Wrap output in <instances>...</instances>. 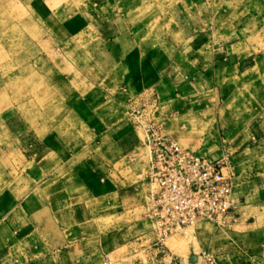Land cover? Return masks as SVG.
<instances>
[{
    "label": "crops",
    "instance_id": "1",
    "mask_svg": "<svg viewBox=\"0 0 264 264\" xmlns=\"http://www.w3.org/2000/svg\"><path fill=\"white\" fill-rule=\"evenodd\" d=\"M21 1L55 34L57 79L69 90L51 127L56 146L23 140L22 169L0 188V264H101L105 252L135 264L141 254L159 257L137 126L148 109L177 139V122L195 116V129L216 135L202 147L177 143L227 155L230 226L245 230L205 264H264V79L256 58L225 38L243 25L217 28L214 38L208 0Z\"/></svg>",
    "mask_w": 264,
    "mask_h": 264
},
{
    "label": "rangeland",
    "instance_id": "2",
    "mask_svg": "<svg viewBox=\"0 0 264 264\" xmlns=\"http://www.w3.org/2000/svg\"><path fill=\"white\" fill-rule=\"evenodd\" d=\"M205 11L210 16L216 15L209 23L215 29L214 38L220 33L219 29L229 25L231 30H228L236 33L233 27L243 25L241 35L228 34L225 38L240 42L245 48L243 52L256 58L258 73L260 71L264 79V0H208ZM55 43V34L35 15L31 17L25 2L0 0V188L9 184L10 172L14 176L22 169L23 140L29 138L39 143L42 138H49L55 146L57 144V131L51 127L59 118L61 97L69 89L57 79ZM146 112L145 120L157 119L153 110ZM194 117L176 121L182 130L178 131V139H174L183 146L200 142L198 146L202 147L207 135L216 134L195 129L199 119ZM15 125L22 129L12 130ZM211 149L215 156L216 149ZM198 154L209 155L204 151H198ZM226 156L212 158L223 159ZM244 214L243 218L247 220L249 212L246 210ZM232 223L230 214L227 224L222 226L209 220H199L183 228L165 240L163 248L168 255L161 259V264L169 263V255L177 256L182 264H205V257L194 262L190 258L203 254L208 256V253L214 255L217 245L230 251L245 230L238 224L230 226ZM110 254L117 264H135L133 260L126 263L119 252L116 257L115 253ZM139 257L141 261L145 260L143 254Z\"/></svg>",
    "mask_w": 264,
    "mask_h": 264
},
{
    "label": "built area",
    "instance_id": "3",
    "mask_svg": "<svg viewBox=\"0 0 264 264\" xmlns=\"http://www.w3.org/2000/svg\"><path fill=\"white\" fill-rule=\"evenodd\" d=\"M145 118H141L144 123L137 120V126L142 130L141 144L149 154L146 217L157 235L159 257L139 264H161V259L168 255L163 248L165 240L199 220L220 226L227 224L236 203L232 196V175L225 170L227 157L215 159L183 147L164 133L157 122ZM168 257V264H182L177 256ZM205 259L211 261L208 256ZM100 261L114 263L108 252L102 254Z\"/></svg>",
    "mask_w": 264,
    "mask_h": 264
},
{
    "label": "water",
    "instance_id": "4",
    "mask_svg": "<svg viewBox=\"0 0 264 264\" xmlns=\"http://www.w3.org/2000/svg\"><path fill=\"white\" fill-rule=\"evenodd\" d=\"M195 260H196L195 256H192V257L190 258V261H192V262H194Z\"/></svg>",
    "mask_w": 264,
    "mask_h": 264
}]
</instances>
